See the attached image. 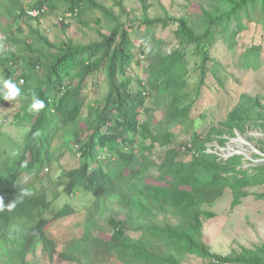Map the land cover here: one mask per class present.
Wrapping results in <instances>:
<instances>
[{
	"label": "trees",
	"instance_id": "trees-1",
	"mask_svg": "<svg viewBox=\"0 0 264 264\" xmlns=\"http://www.w3.org/2000/svg\"><path fill=\"white\" fill-rule=\"evenodd\" d=\"M128 1L35 0L34 8L46 9L56 19L77 13L68 24L56 23L61 30L56 41L40 30L38 20L17 13L14 3H3L0 80L11 79L21 88L20 96L6 102L13 108L5 120L17 127L34 124L19 145L0 131V196L7 204L21 190L30 193L11 212H0V264H55L61 259L181 264L186 254L202 257L204 264H264V245L220 255L206 245L204 232L205 222L216 217L204 206H214L229 189L236 207L248 189L264 185V162L244 169L242 155L225 160L208 152L213 141L225 146V135L260 130L264 136V103L244 94L217 120L222 99L199 110L204 84L212 79L225 89L231 76L220 58L212 56L213 49L219 41L229 51L238 47V37L256 14L264 30V0H192L201 8L192 24L168 13L150 15L149 0H138L144 14L133 16ZM6 20L17 28L11 30ZM171 25H176L178 48L166 55L146 49L147 76L137 77L136 47L145 49L155 41L156 29ZM73 26L77 32L69 36ZM137 40L143 42L138 45ZM191 47L201 59L199 80L184 65ZM262 51L263 46L247 49L235 65L258 69ZM34 95L45 104L38 112L29 110ZM250 138L264 154V138ZM159 148L167 149L161 161L153 157ZM68 155L78 163L53 186L58 192L64 187L60 194L68 199L89 194L93 202L82 210L68 202L60 205L47 188L28 189L21 180ZM154 167L157 175L151 174ZM78 214L85 215L83 236L61 252L49 230ZM102 223L110 228L109 236L102 237Z\"/></svg>",
	"mask_w": 264,
	"mask_h": 264
},
{
	"label": "rangeland",
	"instance_id": "rangeland-1",
	"mask_svg": "<svg viewBox=\"0 0 264 264\" xmlns=\"http://www.w3.org/2000/svg\"><path fill=\"white\" fill-rule=\"evenodd\" d=\"M192 0H149V4L152 8L149 10L152 16H164L165 13L170 14L174 17H186L192 24L196 15L200 13V5L197 3H192ZM26 6L30 4V0H25ZM129 11L132 12L134 16H142L143 7L138 0H129L126 2ZM106 5L110 8H114L118 11V7H115L113 2L106 1ZM260 15H255V18L248 23V29L242 32L238 37V47L229 51V49L223 44L222 41L217 43V49H213L212 56L219 57L220 61L227 67L228 72L231 74L229 76L226 88L217 87L213 85L212 79L208 80L203 87V97L200 101L199 110L214 106L217 102L222 99L220 103L219 111L215 115V120L217 117L222 119L229 109L237 104L241 96L244 94L250 95L251 97H256L264 103V30L262 27V22L258 20ZM55 15H49L48 19H45L44 27L40 30L49 38V40L56 41L61 37L60 28L56 27ZM7 22V21H6ZM19 26L24 29L23 24ZM78 26H73L69 31V36L77 32ZM176 25H171L166 29L159 28L155 30V41L150 40L145 49L141 47H136L135 53L139 60V65L135 66V74L137 77L145 78L147 75L145 73L147 59L144 51L146 53L153 50L155 54H169L178 48V42L175 37ZM24 39L28 38V32L24 30ZM138 45L143 41L137 40ZM7 44H5V47ZM255 46H263V56L261 58L262 64L258 69L251 68L246 71V69H239L235 65V62L239 61L240 56L249 48ZM233 54H237L234 56ZM145 56V57H144ZM201 59L199 55L195 53L193 47L188 49L184 65L187 71H194L196 74L194 77L199 80L198 73L200 74L199 63ZM199 70V71H198ZM193 72V73H194ZM197 83L190 87L192 92L197 89ZM94 90H91L92 92ZM101 91H105L102 88ZM195 95V94H194ZM93 98V95H89ZM4 101L0 104V131L3 134L13 136L17 140V144L24 143V138L27 135V130L34 124L31 121L30 124L23 126H13L11 120L5 121V118L10 113V107L12 103L7 104ZM13 108V107H11ZM36 118V117H35ZM180 127V126H179ZM177 131V128H176ZM250 137H255L258 140L264 138L260 130H250L249 134L242 135L237 132L236 137H229L225 135L228 142L225 146H221L217 141H213L209 144V152L217 154L220 158L228 160L231 157L242 155L244 156V169H250L257 164L264 162V156L261 158H254L256 154L260 155V150L256 147L257 143L252 142ZM61 141L57 139V145ZM1 145V143H0ZM167 150L166 148H159L154 151V158L158 160L163 159V154ZM9 153V151H5ZM78 158L68 155L64 157L60 164H56L54 167L51 166L50 169H46L43 173H26L21 176V180L24 181V185L28 189L35 188L37 190H42L47 188L51 198H57L60 205L64 202H68L75 206L78 210H82L89 206L93 199L89 194H78L70 199L60 194V191L64 190L62 187L59 192L53 186L54 182L58 183L61 181L62 173L74 167L78 163ZM152 175H157V168L154 167L151 170ZM57 190V192H56ZM249 195L242 199L241 204L234 207L233 204V193L231 190H227L222 198H220L214 206H204V209L210 210L216 214V217L205 222V243L210 247L211 251L220 255H230L234 252H239L243 248H254L264 245V198H259L257 195L264 194V185L256 188L248 189ZM90 201H92L90 203ZM84 217L85 215L78 214L75 217L69 218L64 221L57 222L52 229L49 230V237L57 241L60 246L61 252L65 251L69 244L83 236L84 230ZM100 227L103 229L106 227V233L102 237L109 236L110 228L106 223H102ZM62 248V249H61ZM61 259V258H60ZM62 260V259H61ZM56 261L55 264H77L71 261ZM181 264H204V259L197 255L186 254L180 259ZM47 264H52L47 261Z\"/></svg>",
	"mask_w": 264,
	"mask_h": 264
},
{
	"label": "clouds",
	"instance_id": "clouds-1",
	"mask_svg": "<svg viewBox=\"0 0 264 264\" xmlns=\"http://www.w3.org/2000/svg\"><path fill=\"white\" fill-rule=\"evenodd\" d=\"M3 3L5 4H15V7L18 8L17 13L20 12H24L26 17L31 19V20H38L39 23L41 24V27H44L45 24V19H48L49 16H47V12L46 9H38V8H34L35 5V0H30V4L26 6L25 4V0H0V11H2L3 13L5 12V7L3 6ZM72 13V12H70ZM68 13V14H70ZM68 14H65L63 16H60L59 18L55 19V24L56 23H61V24H65L59 21L60 18L62 17H66ZM7 21V20H6ZM8 24V26H10V29L12 30V28H17V26L13 25L11 21H7L6 25ZM24 25V24H23ZM7 26V28H9ZM40 27V28H41ZM2 36V34L0 35V37ZM5 45H3L2 48H4ZM23 83V81H21V84ZM21 94V88L15 83L13 82L11 79H3L0 80V104L2 105L4 101H13L15 100L18 96H20ZM45 104L44 101L39 99L38 97H36L35 95L32 98V103L29 107L30 111H39L42 110L44 108ZM1 120V119H0ZM6 121V120H5ZM39 133H34V136H38ZM210 149V147H209ZM208 149V152H209ZM30 193H28L26 190H21L19 193H17V195L7 204L4 203V199L2 196H0V212H11L12 210H14L16 208L17 205L21 204L23 202V198L26 195H29ZM13 232V227L10 228V232L9 235L11 236Z\"/></svg>",
	"mask_w": 264,
	"mask_h": 264
},
{
	"label": "built area",
	"instance_id": "built-area-1",
	"mask_svg": "<svg viewBox=\"0 0 264 264\" xmlns=\"http://www.w3.org/2000/svg\"><path fill=\"white\" fill-rule=\"evenodd\" d=\"M77 17V13L73 12L68 14L66 17H62L59 19L60 22L68 24L70 19Z\"/></svg>",
	"mask_w": 264,
	"mask_h": 264
},
{
	"label": "water",
	"instance_id": "water-1",
	"mask_svg": "<svg viewBox=\"0 0 264 264\" xmlns=\"http://www.w3.org/2000/svg\"><path fill=\"white\" fill-rule=\"evenodd\" d=\"M260 155L264 156V154L262 152H260Z\"/></svg>",
	"mask_w": 264,
	"mask_h": 264
}]
</instances>
